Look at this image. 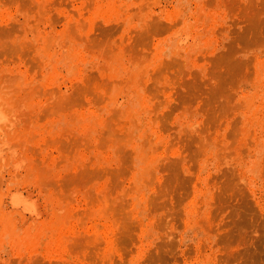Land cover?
<instances>
[{
	"label": "rangeland",
	"instance_id": "1",
	"mask_svg": "<svg viewBox=\"0 0 264 264\" xmlns=\"http://www.w3.org/2000/svg\"><path fill=\"white\" fill-rule=\"evenodd\" d=\"M0 110V264H264V0H0Z\"/></svg>",
	"mask_w": 264,
	"mask_h": 264
},
{
	"label": "bare ground",
	"instance_id": "2",
	"mask_svg": "<svg viewBox=\"0 0 264 264\" xmlns=\"http://www.w3.org/2000/svg\"><path fill=\"white\" fill-rule=\"evenodd\" d=\"M2 105H4V104H2ZM1 114H2V111L0 110V118H1ZM10 118H11V117H10ZM7 124H8V123H7ZM3 125H4V124H3ZM3 125H2V126H3ZM8 125H10V124H8ZM4 126H5V125H4ZM15 202H16V204H19V203H22V200H21V199H20V200H17V199H16ZM30 208H32V207H30Z\"/></svg>",
	"mask_w": 264,
	"mask_h": 264
}]
</instances>
